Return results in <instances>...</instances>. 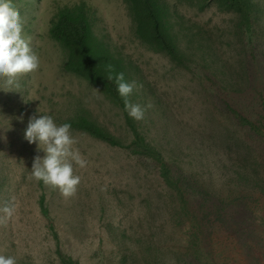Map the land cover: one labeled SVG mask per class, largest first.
<instances>
[{
    "label": "rangeland",
    "instance_id": "1",
    "mask_svg": "<svg viewBox=\"0 0 264 264\" xmlns=\"http://www.w3.org/2000/svg\"><path fill=\"white\" fill-rule=\"evenodd\" d=\"M12 2L40 64L19 89L5 91L0 79V208L14 205L0 255L17 264H195L196 226L209 264H264V192L231 173L245 167V183L264 179V0ZM65 6L89 22L90 77L81 53L49 33ZM109 64L135 82L128 99L143 119L128 115ZM34 115L70 123L87 160L73 163L80 183L69 198L31 178L44 155L24 139ZM81 117L123 145L136 131L146 150L89 135L76 126ZM223 212L228 227L219 229Z\"/></svg>",
    "mask_w": 264,
    "mask_h": 264
},
{
    "label": "clouds",
    "instance_id": "2",
    "mask_svg": "<svg viewBox=\"0 0 264 264\" xmlns=\"http://www.w3.org/2000/svg\"><path fill=\"white\" fill-rule=\"evenodd\" d=\"M22 32L23 22L19 10L12 0H0V79L7 85L3 88L5 91L19 89V78L39 68V57ZM107 71V79L116 83L128 115L135 120L143 119L144 109L128 99L136 87L135 82H127L123 72L113 75L111 64L107 66ZM24 139L30 144L35 143L38 151L44 152L43 156L34 157L31 178L58 189L64 198L73 196L80 183V177L73 174V163L84 168L87 160L73 148L76 141L71 135V124L57 125L49 115H34L29 118ZM13 211L11 202H6L0 208V226L7 224ZM0 264H17V261L15 257L0 255Z\"/></svg>",
    "mask_w": 264,
    "mask_h": 264
},
{
    "label": "trees",
    "instance_id": "3",
    "mask_svg": "<svg viewBox=\"0 0 264 264\" xmlns=\"http://www.w3.org/2000/svg\"><path fill=\"white\" fill-rule=\"evenodd\" d=\"M146 4V0H143ZM233 4H239L241 0H230ZM150 11V7L148 9ZM151 15V23H152V30L154 34V38H156L159 35V20L157 19V16L154 14V11H150ZM90 32V25L88 20L86 19L84 13L82 12H76L74 10L68 9L66 6L63 9H60V12L58 13L57 19L53 22L49 29V33L51 37L64 46H72L75 50L81 53L83 56L84 62L86 63L83 70V76H89L86 74L85 67L90 68L92 66V58L90 53L87 51L86 47V37L89 35ZM68 70H75L76 72H80L81 70L79 68H72V66H66ZM93 73V72H91ZM94 74V73H93ZM91 77H94L91 76ZM263 111H264V105H263ZM76 126L79 129H82L86 131L89 135L111 145V146H119L120 144L125 149H140V151L146 150V145L141 141L138 133L134 132V137L132 142L129 145H123L119 140L116 139L113 135L109 134L102 128L98 127L95 123L92 121L87 120L86 118H79L76 122ZM264 136V133H263ZM241 139V138H236ZM235 139V142L237 144V141ZM180 145V144H179ZM240 169H245V167H237L232 171L231 173L236 174L237 178L239 180V177L242 178L243 182L245 183V171L238 172ZM239 181L242 185H250L252 184L253 188H257L260 191L264 192V179L260 178L257 182L252 180L248 177L246 183ZM170 185L171 182H170ZM213 213V210H209L203 214V216H208ZM226 216V214L223 212L221 213V217L218 218L217 221H221V226L219 225V229L223 225H225V228L228 227L227 225V218L223 220V217ZM209 219V218H208ZM197 222V221H196ZM190 237V246L193 247L194 250V262L195 264H209L208 258L205 257L206 253L203 252V237L199 234L197 231L196 226L194 227L193 231L189 234ZM207 256V255H206ZM69 262L72 264H78L75 260H70ZM119 264H125L124 262H120Z\"/></svg>",
    "mask_w": 264,
    "mask_h": 264
}]
</instances>
